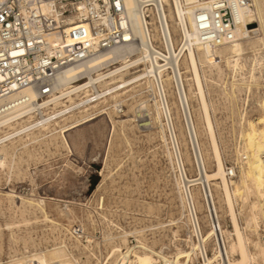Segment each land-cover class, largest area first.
<instances>
[{
  "label": "bare ground",
  "instance_id": "obj_1",
  "mask_svg": "<svg viewBox=\"0 0 264 264\" xmlns=\"http://www.w3.org/2000/svg\"><path fill=\"white\" fill-rule=\"evenodd\" d=\"M158 1L162 26L166 28V68L151 56L147 46V39L153 47L152 40L162 39L159 32H149L148 28L147 36L146 22L139 14L140 0H121L122 25L129 23L137 41L63 68L54 79L56 92L49 97H40L32 87L16 93L18 104L0 117V170H6L7 176L13 172L18 175L20 161L24 156H33L34 144L71 152L66 134L74 130L83 138L79 127L104 113L109 117L123 114L129 94L122 95L132 90L130 96L139 98L138 112L142 109L148 113V124H137L143 120H137L134 111L132 117L125 115L116 122L131 126L136 121L138 128L153 125L158 129L157 137L176 172L179 216L170 222L177 228L186 227L185 247L177 244L169 255L162 248L154 250L152 241L145 239L141 231H123L115 236L106 233V241H114L100 257L94 252L97 244L93 237L81 231L83 225L74 234L69 223L63 229L70 241L68 248L58 243L27 256H10L0 264H264V95L250 98L251 88L264 87V0ZM153 4L157 6L155 0ZM82 8L81 2H68L56 9L71 12L67 19L72 21ZM221 8L229 10L231 21L227 25L220 19ZM124 36L132 38L128 33ZM247 51L251 52L248 57ZM93 87L100 92L97 90L91 99ZM83 88L81 95L74 94ZM146 91L153 94L150 100L145 98ZM213 93L217 99L211 96ZM170 95H174L173 101ZM219 108L229 112L226 115L235 141L227 169L218 143L221 136L215 133L217 121L210 113ZM248 108L256 109V115H251ZM180 125H184L192 145L195 166L203 168L196 180L189 181L183 173L184 161L190 159L179 147L186 144L182 130L178 135L175 132ZM201 136L204 141L200 142ZM208 159L213 161L210 171L206 170ZM5 199L9 207L20 212L27 207L43 210L42 200L21 196L9 188ZM58 212L66 214L64 210ZM223 217L230 229L221 225ZM52 224L53 231L61 228ZM177 233L178 229L173 237ZM129 235L137 241L135 244L128 243Z\"/></svg>",
  "mask_w": 264,
  "mask_h": 264
},
{
  "label": "rangeland",
  "instance_id": "obj_2",
  "mask_svg": "<svg viewBox=\"0 0 264 264\" xmlns=\"http://www.w3.org/2000/svg\"><path fill=\"white\" fill-rule=\"evenodd\" d=\"M250 55V51L245 53L247 57ZM263 80L264 75L261 81ZM251 89L250 98L256 94L264 95V87ZM132 92L131 90L122 95L129 94L124 113L110 115L114 123L109 114L104 113L78 128L83 131V138L78 135V131L68 132L66 136L71 152L56 151L53 147H45L43 143L34 144L33 156H24L23 161H20L18 175L13 172L7 176L6 170H0V263H3L2 258L7 254L8 259L19 254L27 256L28 253L49 249L58 243L68 248L70 241L63 229L69 223L73 227L83 225L81 231L93 237L92 240L97 244L94 252L100 257L105 255L114 241H106V233L115 236L123 231L131 233L139 230L145 239L152 241L154 250L162 248L169 255L175 252L177 244L185 247V240H188L186 227L178 225L177 228V225L170 222L176 221L179 216V200L174 185L176 172L157 137L158 129L150 124L138 128L136 121L131 126H122L116 122L125 115L132 117L135 112L138 115L136 119L143 120L137 124H148L149 116L142 109L138 112L139 98L131 97ZM211 96L217 99L215 93ZM145 98L148 100L150 96L145 95ZM169 98L173 101L174 95ZM248 109L251 115H256V109ZM173 113L175 116L174 110ZM210 113L212 119L217 121L215 133L222 137L219 136L218 143L227 169L232 163L230 152L235 144L229 125V112L219 108ZM179 123H183L181 118ZM183 126L175 128L177 135L181 129L186 138L185 146L179 147L190 159L189 162L184 161L183 173L188 180H196L202 176L203 168L195 166L192 145L189 144ZM203 139L201 136L199 141H204ZM211 161L208 159L206 162L207 171L213 169ZM8 188L21 196L42 200L45 210L42 212L38 208L31 210L27 207L20 212L14 206L9 207L5 199ZM58 210H64L66 214H58ZM52 222L59 224L61 228L53 231ZM220 222L223 227L230 229L226 218H221ZM177 229V236L173 237V232ZM136 242L131 235L128 236L130 245ZM84 260L82 256L81 261Z\"/></svg>",
  "mask_w": 264,
  "mask_h": 264
},
{
  "label": "built area",
  "instance_id": "obj_3",
  "mask_svg": "<svg viewBox=\"0 0 264 264\" xmlns=\"http://www.w3.org/2000/svg\"><path fill=\"white\" fill-rule=\"evenodd\" d=\"M140 0L139 14L145 20V32H159L162 42L149 39L151 56L166 68V28L163 27L159 1ZM81 2V13L72 21L71 12L57 11L61 3ZM121 0H0V117L19 102L14 95L28 87L40 97L54 94V79L59 71L78 65L96 54L128 42H136L129 23L122 25ZM220 19L231 21L228 9H220ZM132 35L126 39L124 34ZM178 50V49H177ZM79 81L82 80L79 75ZM157 86V84H155ZM79 89L74 94L82 93ZM100 92L93 87L91 99ZM84 94V93H83ZM144 95L152 98L151 91ZM148 99V100H150ZM79 226L73 227L76 234ZM8 261L7 255L2 262Z\"/></svg>",
  "mask_w": 264,
  "mask_h": 264
}]
</instances>
